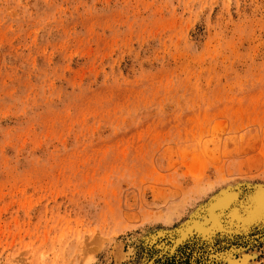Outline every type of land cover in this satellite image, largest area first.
<instances>
[{
    "label": "rangeland",
    "instance_id": "obj_1",
    "mask_svg": "<svg viewBox=\"0 0 264 264\" xmlns=\"http://www.w3.org/2000/svg\"><path fill=\"white\" fill-rule=\"evenodd\" d=\"M237 183L264 184V0H0V264H264L260 231L159 248Z\"/></svg>",
    "mask_w": 264,
    "mask_h": 264
},
{
    "label": "bare ground",
    "instance_id": "obj_2",
    "mask_svg": "<svg viewBox=\"0 0 264 264\" xmlns=\"http://www.w3.org/2000/svg\"><path fill=\"white\" fill-rule=\"evenodd\" d=\"M239 185H242V183H239L238 186ZM234 186H236V185H227V186L221 188L218 192L213 194V196L207 202H204L203 204H201L193 212L196 214V212L199 211L197 213H200L201 216L204 215V218L206 220L200 219L199 222H192V220H191V222L188 221L187 224H185L184 228L179 230L178 238L175 237L176 241H175V244L173 246L170 245L169 247H165V245H161L160 247L159 246L158 247L165 250V251H170V250L174 251L180 245V243L184 242L188 238L189 231L194 230L195 228L200 230V234H201L200 236H202V237H200L201 243L198 242L200 244H198L199 246H197V247L201 246V248L204 249V252L210 258H217V257L220 258L219 254H217V253L215 254L216 250L219 249V247L218 248L214 247V246H216V244L220 243L221 246H223V244H227L229 242L231 243V241L234 238L237 239L236 237H238L239 234L244 235L242 240H244L245 242L252 243L254 239H251L250 233H249L252 230V226L255 225L256 223L259 224L258 222H264V187L263 186L256 187V188L253 187L255 190H253L252 193L249 196H247L246 198H244L241 202L237 203L236 202V200H237L236 195L239 194L240 192H237V190L235 189ZM239 187H241V186H239ZM227 208L229 211L228 212L229 223L224 224L223 219H224V216H225L224 214H225ZM193 213L190 215V218L192 217ZM263 230H264V223L260 227L259 233H264ZM156 235L153 237L151 236V238H149V239L155 240L156 237L157 238L162 237L163 233L159 232V234H156ZM255 236H254V238H255ZM239 242H240V239H239ZM229 244H227V245H229ZM194 248H195V246H194ZM237 248L233 247L232 249L228 250L227 253L224 254L225 256L229 255L228 257H229L230 261L228 260V262H230L231 264L238 263L233 257H231V256H234L235 252L236 253L239 252L240 249L237 250ZM241 254L244 255V252ZM192 256H194V254ZM248 257L249 256L247 255L245 257V259L243 258L244 259L243 263H245V261H248ZM198 258H200V257H198ZM242 260H239V261H242Z\"/></svg>",
    "mask_w": 264,
    "mask_h": 264
},
{
    "label": "water",
    "instance_id": "obj_3",
    "mask_svg": "<svg viewBox=\"0 0 264 264\" xmlns=\"http://www.w3.org/2000/svg\"><path fill=\"white\" fill-rule=\"evenodd\" d=\"M239 186H241V187H239ZM236 185V186H234L235 187V189L237 190V192H240L239 194H237L236 195V202L237 203H239V202H241L244 198H246L247 196H249L251 193H252V191L253 190H255L253 187H261V186H263L264 187V184H249V183H246V184H242V185ZM197 212H199V211H197ZM196 212V214L195 213H193V215H192V217L190 218V220H188V221H190L191 222V220H192V222H199V220L200 219H204V220H206L205 218H204V215L203 216H201L200 215V213H197ZM228 208L226 209V212H225V216H224V219H223V222H224V224H227V223H229V214H228ZM187 221V222H188ZM187 222L186 223H184L181 227H180V229L179 230H181L182 228H184V226H185V224H187ZM259 224H255V225H253L252 226V230L249 232L250 234H252V233H255L256 231H259V229H260V227L263 225V223L264 222H258ZM179 230H178V232H179ZM264 231V230H263ZM201 234H200V230H198L197 228H195L194 230H190L189 231V236H188V240L187 241H189V239H192L193 237H197V236H200ZM239 235H243V234H239ZM202 237V236H201Z\"/></svg>",
    "mask_w": 264,
    "mask_h": 264
}]
</instances>
